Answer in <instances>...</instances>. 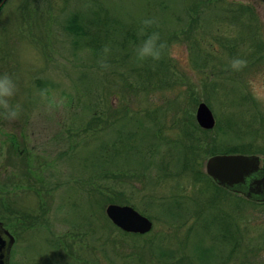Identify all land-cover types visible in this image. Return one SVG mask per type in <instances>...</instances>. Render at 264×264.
<instances>
[{"label": "rangeland", "instance_id": "obj_1", "mask_svg": "<svg viewBox=\"0 0 264 264\" xmlns=\"http://www.w3.org/2000/svg\"><path fill=\"white\" fill-rule=\"evenodd\" d=\"M6 14L0 74L16 80L22 112L0 115V133L23 123L27 138L0 175V214L28 264H264V203L206 172L235 148L264 160V107L246 87L264 71V0H28ZM148 18L170 54L140 65ZM104 46L108 70L97 63ZM234 57L247 68L233 72ZM43 89L58 110L45 111ZM200 103L212 130L197 123ZM111 204L132 206L152 230L124 232Z\"/></svg>", "mask_w": 264, "mask_h": 264}, {"label": "water", "instance_id": "obj_2", "mask_svg": "<svg viewBox=\"0 0 264 264\" xmlns=\"http://www.w3.org/2000/svg\"><path fill=\"white\" fill-rule=\"evenodd\" d=\"M196 120L207 131L214 129L216 125L215 117L206 103L199 104ZM261 162L257 155H215L207 161L206 172L218 186L244 194L250 201L264 202V180L257 178L263 171ZM106 214L115 226L126 233L145 235L153 228L150 219L132 206L111 204L107 207Z\"/></svg>", "mask_w": 264, "mask_h": 264}, {"label": "clouds", "instance_id": "obj_3", "mask_svg": "<svg viewBox=\"0 0 264 264\" xmlns=\"http://www.w3.org/2000/svg\"><path fill=\"white\" fill-rule=\"evenodd\" d=\"M158 26L155 18L144 19L141 22L138 32L141 41L135 47V60L140 65L149 61L158 62L166 53L170 54L169 45L161 40L158 31L153 30ZM110 52V47L104 46L100 53L97 63L103 70L111 67L107 62ZM247 66L248 61L241 57H234L229 61V67L233 72H242ZM246 87L256 103L264 107V71L250 76L246 81ZM17 93L16 80L7 73L0 74V115L7 121H16L21 115V105L13 103ZM49 93V89H43L39 92V96L45 111L52 113L61 107L63 101L59 100L54 92L51 95Z\"/></svg>", "mask_w": 264, "mask_h": 264}, {"label": "flooded vegetation", "instance_id": "obj_4", "mask_svg": "<svg viewBox=\"0 0 264 264\" xmlns=\"http://www.w3.org/2000/svg\"><path fill=\"white\" fill-rule=\"evenodd\" d=\"M28 0H0V34L5 26L6 21L11 20V16L6 14V10L16 2H20V4L27 5ZM12 130H2L0 133V144H7L3 154V158L5 161L0 163V175L6 176L8 172L11 171L10 166L14 167L9 161L18 160L17 158L21 159L24 154L19 151V148H25V141L27 138L26 133V126L22 123L19 125H13L10 127ZM11 134V135H10ZM11 154V156H10ZM18 156V157H17ZM11 157V158H10ZM2 158V159H3ZM23 159V158H22ZM24 160H21V162ZM21 167V164H19ZM22 173L19 175L20 181L24 180L23 176V166L21 167ZM261 171L257 178H261L264 180V160L261 162ZM13 172V171H12ZM19 174V173H18ZM15 175V173H14ZM2 186V184H0ZM224 189V188H222ZM227 192L234 193L236 195H240L245 197L244 194L229 191L224 189ZM3 201V204L6 208L7 202ZM258 203H264L259 202ZM8 205V204H7ZM3 208V209H5ZM8 208V207H7ZM4 211V210H3ZM8 211V210H7ZM26 217L19 220L20 225L26 222ZM20 233H15L12 231L9 225V216L6 212H2L0 214V264H28V256L25 252V248L23 246L19 247L20 244ZM18 246V247H17ZM67 249V248H66ZM68 250V249H67ZM36 264V262H34Z\"/></svg>", "mask_w": 264, "mask_h": 264}, {"label": "trees", "instance_id": "obj_5", "mask_svg": "<svg viewBox=\"0 0 264 264\" xmlns=\"http://www.w3.org/2000/svg\"><path fill=\"white\" fill-rule=\"evenodd\" d=\"M200 129V128H199ZM241 151H239V149H237V148H235V149H232V150H230V151H228V152H225L224 154H242V153H247V152H252V151H244L243 149H240ZM211 179V178H210ZM211 181H213L212 179H211ZM214 182V181H213ZM215 183V182H214ZM219 187V186H218ZM262 204V203H261Z\"/></svg>", "mask_w": 264, "mask_h": 264}]
</instances>
